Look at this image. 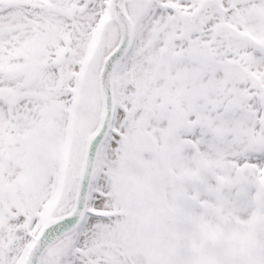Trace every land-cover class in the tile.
<instances>
[{"label":"snow or ice","instance_id":"snow-or-ice-1","mask_svg":"<svg viewBox=\"0 0 264 264\" xmlns=\"http://www.w3.org/2000/svg\"><path fill=\"white\" fill-rule=\"evenodd\" d=\"M0 264H264V0H0Z\"/></svg>","mask_w":264,"mask_h":264}]
</instances>
